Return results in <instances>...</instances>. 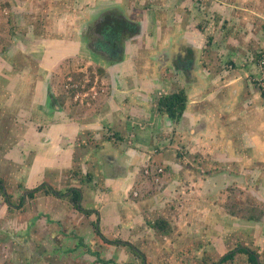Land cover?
Returning a JSON list of instances; mask_svg holds the SVG:
<instances>
[{
    "label": "crops",
    "instance_id": "0c3cea01",
    "mask_svg": "<svg viewBox=\"0 0 264 264\" xmlns=\"http://www.w3.org/2000/svg\"><path fill=\"white\" fill-rule=\"evenodd\" d=\"M10 1L13 10L20 7L27 11L26 4L32 17L41 18L43 23L62 24L60 30L71 40L61 39L51 46L55 51L60 47L66 58L79 56L83 46L92 49L87 44L90 28L99 23L104 12L113 10L140 24L141 32L131 39L140 37L150 52L126 50L123 59L114 64V60H105L103 68L108 78L103 84L109 95L100 109L90 115L75 114L61 101L54 102V109L50 108L53 101L47 93L48 78L52 68L58 66L62 51L55 53L52 65H47V59L52 56L45 50L35 65L22 69L16 68L0 52V178L8 182L17 177V186L19 183L22 186L16 188L18 195L13 194L12 198L22 199L26 191L43 182L63 192L78 188L76 185L81 181V204L90 198L94 207L87 209L98 214L87 216L78 210L70 200L71 191L63 197L57 196L60 203L51 200L56 195L38 193L41 208L29 207L28 202L25 204L28 207L11 209L9 204L0 202V216L15 210L21 217L26 215L36 220L12 223L9 228L11 247H18L14 253L7 251L8 258H1L0 264H35L34 258L21 261L24 250L28 252L32 246L30 239L27 241V237L21 235L28 234L33 224V231L40 225L47 237L43 239L40 255L45 261L41 264H66L61 258L68 250L74 253L87 246L89 255L99 252L90 247L94 233L90 226L94 222L109 223L112 228L130 233L136 231V226L145 224L142 230L153 234L155 228L149 224L152 215L170 214V207L174 206L173 216L179 217V224L186 226V219L195 220L201 212L218 209L222 213L233 206L227 199L233 192L264 209V96H259L257 88L243 84L228 71L198 67L199 58L196 61L190 56L199 52L191 43L196 40L195 33L188 25H181L184 17L190 21L188 3L157 0L160 2L155 5L134 7L135 1L128 5L130 0H69L56 3L51 9L44 3V9L40 10V4H34V0ZM190 9L194 15L197 8L191 5ZM19 16L18 13L16 20ZM47 16L52 19L47 20ZM67 25H71L69 32L73 29V33L63 31ZM33 34L34 40L46 39L47 42V36L36 38ZM152 39L157 42L150 43ZM179 41L185 47L182 53L176 50L180 49ZM126 45L124 43V47ZM8 51L28 54L31 50L25 46L15 49L13 45ZM94 56V62L98 61V56ZM174 57H180V67L169 65ZM26 59L22 57V61ZM181 89L187 94V106L183 114L173 120L159 111L158 100L162 95ZM54 97L58 99L55 94ZM148 160L167 167V186L162 192L151 193L136 203L131 191ZM195 161L208 166L209 173L202 174L197 169L198 164L191 163ZM75 169L80 174H76ZM85 175L91 180L85 179ZM62 181L67 186L59 189L56 184ZM216 197L222 202L213 201ZM0 198L2 200L3 196ZM87 232H92L90 241L85 239ZM134 236L135 241L132 236L125 239L119 236L117 240L119 244L129 241L141 249V244L137 243L141 241L140 234ZM3 239L0 238V248H7L9 244ZM21 244H25L23 250H19ZM141 252H145L144 249ZM127 255L126 260L135 257L136 261H141L137 254L129 252ZM106 260L119 262L114 258Z\"/></svg>",
    "mask_w": 264,
    "mask_h": 264
},
{
    "label": "rangeland",
    "instance_id": "374dc122",
    "mask_svg": "<svg viewBox=\"0 0 264 264\" xmlns=\"http://www.w3.org/2000/svg\"><path fill=\"white\" fill-rule=\"evenodd\" d=\"M31 1L32 0H30V2ZM34 1V4L37 5L39 3V9L43 10L45 5L47 9H51L56 7V3L61 4V2L69 0ZM132 1L136 2L134 7H140L146 4L152 5L151 3L155 5L162 0H130L131 3H128L129 6L133 5ZM184 2L188 3L190 21L187 22V18L184 17L182 18L184 21L181 22V25H188L187 27L195 33L193 35L196 40H191V43L198 48L199 52L191 53L190 56L193 59L195 57L196 61L199 58L198 67L205 66L208 68L211 66L210 69L216 70L217 72L220 70L228 71L230 74L237 76L238 80L243 84L245 82V84L253 85V89L257 88L259 90V96H264V0H184ZM44 3L46 4L43 5ZM191 5L197 8L194 15L191 14ZM24 6L27 11H24L20 7L13 10L10 0H0V52H2L5 58H8L18 69H22L28 65H35L38 62L37 59L42 57L45 50L48 54L51 49H54V46L51 45L56 44L55 42H61V39L62 41L63 39L65 41H68L67 39H69V41L71 40V38H67L69 36H66L60 30L59 27H62V24L43 23L41 22V18H34V16L32 17V15L29 14L30 7L26 4H24ZM15 12L20 14V16L17 17L18 20H16L18 13L15 14ZM48 12L50 14L49 10ZM28 15L29 17H27ZM49 19H52L51 16H47V20ZM70 26L71 25H67L63 31H66L68 34L73 33V29L71 30L72 32H69ZM33 33H35L36 38L37 36L38 38L47 36V42L44 41L46 39L34 40ZM139 38L133 40L131 46H128L126 49L131 52L140 49L141 53H149L150 49L145 48V45L141 43V39ZM84 42L86 43V40H84ZM151 42L154 44L157 41L152 39L150 40V43ZM13 45L15 49H17L18 46H25L31 51L28 54L13 53V51L9 52V47H13ZM56 51L59 53L62 49L57 46ZM72 51L70 54H72ZM84 51L88 52L82 54ZM82 53L80 52L77 57L67 56L66 58V53L63 52L61 55L62 57L58 60V66L52 68L48 80L54 92L52 94L53 102L54 100L56 102L61 101L63 105L70 107V110L74 111L75 114L90 115V113L96 110L98 111L102 105V101L106 99V91L103 89L106 84H103V82L107 81L108 73L105 71L104 75H101L100 63L103 64V62L99 61L101 58L98 55L99 60L96 61V63L94 62V55L96 54L91 48H85L83 46ZM22 57H27L26 62L22 61ZM106 63H104L105 66ZM114 63L115 61H112V64ZM54 94L58 99L54 97ZM148 162L154 165L158 164L151 161ZM191 163L194 165L198 164L197 169L202 174H208L211 170L208 166H204L199 161ZM1 170L2 168H0V171ZM168 176L169 172L166 168L163 177L165 182L163 185L156 184L152 181V184L142 190L141 196L136 197L133 191H131V198L137 203L145 199L151 193L162 192L167 186L166 181L168 180ZM16 178H11L4 184L7 191L6 193L10 196L11 201H13L14 206L12 207H28L25 206V204L29 202V207L41 208L40 200H38L40 197L26 198L23 203L22 199L14 200L12 198L13 194L17 191L16 188H22L20 183L19 186H17L18 183L15 181ZM68 181L73 183L71 180ZM81 183L80 181L76 186H78V188L82 187ZM84 184H87V181L84 182ZM56 186L61 189L65 188L67 184L62 181L56 184ZM149 188L151 190L146 192V189ZM65 190L63 192H65ZM41 193L44 194L43 192ZM0 195L3 196V201L0 200V202H2V204H9L6 198L7 196L2 193L1 189ZM15 195H18V193ZM239 195L238 192H233L231 194L233 198L231 196L227 197V199L234 203L233 206H229L226 210L228 214H234V216L230 218L226 216L227 212L225 210L221 213L220 210L213 209L209 212H201L200 216L197 214L195 220L188 221L186 219V226H183L179 224V217L173 216L174 206L170 207V214H166L165 212L152 215L151 219L146 218L149 219V222L165 218L169 224L167 232L154 229V233L152 234V232L143 231L142 228L145 227L144 224L136 226V231L130 233L125 229H115L114 227L113 229L109 223H107V225H100L99 223L98 226L102 235H98L96 234L98 227L95 228L94 225H91L90 230L94 233L91 239L93 243L90 247L93 251L97 250L102 253L101 257L103 259L114 258L120 262L125 261L129 258L127 255L129 252H132L135 256L132 249L124 245L120 247L116 246V244L106 242L105 239L114 241L117 240L119 236H122L123 239L132 236V239L134 237L135 239L133 240L135 241L136 237L134 234L139 233L141 241L137 243L141 244V249L146 251L149 259L148 264H213V262L225 251L234 247L237 241L243 244L249 243L250 241L253 242V239L247 236L244 231L240 232L241 234L238 237H234V233L224 231L226 224H228L227 221H235V223H237L239 222L237 218H240L245 225L244 229L250 228L248 226L251 224L254 225L255 222L264 225V209L256 206L249 198H244V196H240L241 198H239ZM51 200H57L58 203L61 201L57 196H52ZM213 201L216 203L222 202L220 199L218 200L217 197ZM82 205L86 208H93L94 202H92L90 198H87ZM44 206L47 208V204ZM250 218H254L257 221ZM32 219L33 217H27L26 215H22L21 217V214L15 210L10 211L9 215L0 216V238L4 237V242L9 244L7 248L1 246L0 260L4 257L7 259L8 255L6 252L13 250L14 253L15 248L18 247V245H13V247H11L12 234L9 228L12 227V223H26L28 220H30L28 222H36V220ZM34 225L35 224L32 225L28 234L23 233V235H21L27 237V241L30 239L32 242V246L28 248V252L24 250L21 261L34 258L35 264H41L45 261L40 255L43 249V239L47 237L46 234L44 235V231H42L40 225H38L37 228L35 227L33 231ZM219 229L223 230V232ZM239 229H242L241 226ZM212 231L214 233L211 234ZM92 232H87L88 237H85L86 240L89 239L88 241H90ZM85 234L86 233H84V235ZM115 234L117 236H115ZM261 236H264V232L259 235V237ZM127 240H130V238ZM24 246L25 244H21L19 250H23ZM30 249H33L31 254H29ZM261 251L262 254H264V248L261 249ZM75 252L73 253L71 250H68L65 257L61 259L65 261L66 264L101 263L96 255H89L87 253V246H84L80 250L77 249ZM59 261L60 259L55 262L59 263ZM130 262L133 264H142V260L136 261L135 258L130 260ZM235 264H244L243 256H237Z\"/></svg>",
    "mask_w": 264,
    "mask_h": 264
},
{
    "label": "trees",
    "instance_id": "16d2710c",
    "mask_svg": "<svg viewBox=\"0 0 264 264\" xmlns=\"http://www.w3.org/2000/svg\"><path fill=\"white\" fill-rule=\"evenodd\" d=\"M110 12V13H109ZM102 25L103 28L99 32H103L107 34V40L109 43H115L117 46L121 47L123 44L130 38L138 35L141 32L140 24L138 22H135L133 20L128 19L123 14H120L118 11H106L101 15V18L99 20V23L96 25ZM95 25V26H96ZM93 30H95V27H93ZM113 41V42H112ZM260 57V55H259ZM258 57V58H259ZM101 75H104L105 70L104 68H100ZM187 106V94L184 89H181L177 92H173L170 94L162 95L160 96L158 100V109L161 113L167 114L170 118L173 120L178 119L184 112ZM88 179L91 180L90 176H88ZM0 189L2 190L3 194L7 196V201L10 205L13 206V201H11L10 196L4 191L5 186L2 184V181L0 180ZM71 191L72 194L69 196L70 200L74 203L75 207L80 210L81 212L85 213L86 215H91L92 210L85 209L83 206H81V199H82V191L79 188L72 187L71 189L61 192L53 188L48 183H42L35 187L34 189L26 191V194L23 195L22 200L26 196L29 198H35V196L43 192L45 194H53L56 196H65L67 192ZM98 215V214H96ZM149 224L154 227L157 230H160L161 232H167L168 231V221L164 219H158L154 222H149ZM95 228H97V232L99 235H102V232L98 226L97 222H94ZM113 243L114 241H109ZM117 242V241H115ZM241 252H246V250L240 249ZM236 253H229L226 258H231ZM93 255H96L98 257V260L105 264H118L117 262L113 260H106L101 257L100 252H93ZM251 257L252 254H251ZM254 258V257H253ZM255 260V259H254Z\"/></svg>",
    "mask_w": 264,
    "mask_h": 264
},
{
    "label": "flooded vegetation",
    "instance_id": "af4514ba",
    "mask_svg": "<svg viewBox=\"0 0 264 264\" xmlns=\"http://www.w3.org/2000/svg\"><path fill=\"white\" fill-rule=\"evenodd\" d=\"M102 28H103V26L101 24L96 25L95 30H93V28L91 27L89 30V33H88V35L90 36V39L88 40L87 43L92 47V50L94 51V53L101 58V61L103 63H105V60L109 61V59L114 60L116 62L120 61L122 58V55L124 54L125 48L128 47L130 44H132L133 39L130 38L127 40L126 47H124V44H123V46L119 47L115 43L112 44V43H109L108 41H106L107 38H105V37H107V34L103 33V32H99L100 30H102ZM91 32H93L92 35H91ZM178 46L180 47V49L178 51V48H176V50L179 53L181 52L182 48L185 49V47L182 46L180 41H179ZM55 53L58 54V52H56L54 49L50 50L49 54L52 57L50 59L49 58L47 59V65L53 64L54 58H55ZM62 53H63V51L61 52L60 55H62ZM104 55L110 56V57L104 58L105 57ZM103 65H105V64H103ZM169 65H171L173 67H175V66L180 67L182 65V63L180 61V57H178L177 59L175 57L173 59H171V61L169 62ZM47 93H48V96H52L53 91H52L51 86L49 87ZM43 183H46V182H43ZM26 198H29V197L26 196L24 198V200ZM24 200H22V202ZM90 210L93 211V209H90ZM94 214H96V213L95 212L91 213L92 216H94ZM91 215H87V216H91ZM226 216H228V218H230L231 216L233 217L234 214L230 213V214H227ZM237 219L239 221L237 223H235V221H233V222L227 221L228 224H226V228L224 229V231H229L231 233H234L235 234V235H233L234 237H238L241 234L240 232L244 231V233L247 234V236H249V237H251V239H253V242L250 241L249 243L243 244L240 241H237L235 243L234 247L225 251L216 261L213 262V264H235L236 258L239 255L243 256L244 264H264V260H263L264 254H262V251H261V249L264 248V236L259 237V235L264 232V225L255 223L254 225L251 224L250 226H248L250 228L244 229L245 225H244V223H242V219H240V218H237ZM240 226L242 229H239ZM216 228H215V230H216ZM219 230L223 232V230H221V229H219ZM212 233H214V232L212 231L211 234ZM113 244H116V246L129 245L130 248L132 249V251L138 255L137 257L140 260H142V264H148L149 263L148 262L149 259L147 257L146 251L141 252V249H139L135 245H131L129 243V241H123L121 244H119L118 240H117V242H113ZM243 248L246 250V252L240 251V249H243ZM229 253H236V254L231 258H226ZM251 254L254 258L251 257ZM113 261H115V260H113ZM115 262H117V261H115ZM117 263L118 264H133L129 260L122 261V262L119 261Z\"/></svg>",
    "mask_w": 264,
    "mask_h": 264
},
{
    "label": "built area",
    "instance_id": "2783aa9c",
    "mask_svg": "<svg viewBox=\"0 0 264 264\" xmlns=\"http://www.w3.org/2000/svg\"><path fill=\"white\" fill-rule=\"evenodd\" d=\"M164 174H165V167L158 166V165H149L147 164L144 168L142 173L143 179H141V184L139 185L138 189L135 190V195L141 194L142 190L146 187L147 179H150L156 184H162L164 182Z\"/></svg>",
    "mask_w": 264,
    "mask_h": 264
},
{
    "label": "clouds",
    "instance_id": "9594fccd",
    "mask_svg": "<svg viewBox=\"0 0 264 264\" xmlns=\"http://www.w3.org/2000/svg\"><path fill=\"white\" fill-rule=\"evenodd\" d=\"M132 38H133V37H132ZM126 43H127V41L125 42V44H126ZM87 44H88V43H87ZM87 44H86V45H87ZM126 48H127V47H126ZM126 48H125V50H124V54H125V52H126V50H127ZM124 54H123V55H124ZM123 55H122V58H121V59H123ZM98 60H99V57H98ZM99 61H101V60H99ZM95 63H96V62H95ZM100 64H101L100 66H101L102 68L105 67V65H103L102 63H100ZM105 87H106V85H104V88H103V89L106 91V95H109V94H108V90H107ZM51 99H52V101H53V97H52V96H51ZM54 102H56V101L54 100ZM54 102H52V103L50 104V108H51V109H54V108L56 107V104H54ZM148 161H150V160H148ZM147 164L151 165L152 163L148 162V163H145V164L142 166L141 170L139 171V172H140V179H139L138 183L136 184V186L134 187V189H133V193L135 192L136 189H138V187H139V182H140V184H141V182H142V181H141V179H143V175H142V173H143L144 168H145V166H146ZM153 165H154V164H153ZM157 165H158V166H164V167H165V165H163V164H162V165L157 164ZM166 168H167V167H165V170H166ZM74 172H75L76 174H77V173L80 174V171H79L78 169H75ZM81 172H82V170H81ZM85 179H88L87 175H85ZM0 180L2 181V184L4 185V184H5L4 180H2L1 178H0ZM151 182H152V181H151L150 179H147V182L145 183V184H146V187H148L150 184H152ZM164 182H165V180H164ZM164 182L162 183V185L164 184ZM146 187H145V188H146ZM145 188H144V189H145ZM79 189H80V188H79ZM150 190H151L150 188H149V189H146V192H149ZM4 191L7 192L6 189H5ZM81 191H82V190H81ZM2 193H3V192H2ZM134 195H135V193H134ZM141 195H142V192H141V194H139V195H137V196L135 195V196L138 197V196H141ZM24 201H25V200H24ZM24 201H23V202H24ZM23 202H22V203H23ZM9 206L12 207V205H10V204H9ZM13 206H14V205H13ZM250 219L256 220V219H254V218H250ZM256 221H257V220H256ZM255 223H257V222H255ZM96 233L98 234L97 231H96ZM98 235H99V234H98ZM105 241H106V242H109V241H113V240L105 239ZM110 243H111V242H110ZM112 244H113V243H112Z\"/></svg>",
    "mask_w": 264,
    "mask_h": 264
}]
</instances>
